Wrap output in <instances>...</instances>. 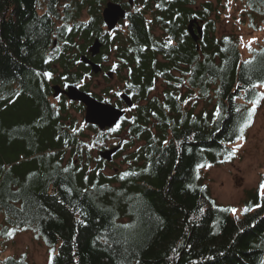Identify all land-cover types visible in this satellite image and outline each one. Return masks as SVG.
I'll return each instance as SVG.
<instances>
[{
  "label": "trees",
  "instance_id": "obj_1",
  "mask_svg": "<svg viewBox=\"0 0 264 264\" xmlns=\"http://www.w3.org/2000/svg\"><path fill=\"white\" fill-rule=\"evenodd\" d=\"M109 1L127 9L122 33L103 22ZM230 3L240 4L242 25L264 33V0ZM225 5L0 0L1 245L29 231L49 248L48 264H264V197L240 211L223 205L203 173L235 158L229 154L264 99V43L244 57L237 34L218 27ZM192 19L203 22L199 50ZM97 38L115 55L134 101L121 126L106 132L72 117L84 106L50 99L63 76L79 85L90 76L72 70ZM55 40L69 54L50 57ZM86 129L97 135L92 144ZM121 132L116 158L126 167L109 175L110 162L90 149H110ZM3 253L0 264H31L27 255Z\"/></svg>",
  "mask_w": 264,
  "mask_h": 264
},
{
  "label": "rangeland",
  "instance_id": "obj_2",
  "mask_svg": "<svg viewBox=\"0 0 264 264\" xmlns=\"http://www.w3.org/2000/svg\"><path fill=\"white\" fill-rule=\"evenodd\" d=\"M214 3L222 1L227 8H224L225 14L223 21H220L218 27L222 33L237 34L240 38V45L243 49L244 57H248L250 50L259 47L264 43V33L253 34L247 25H242L238 10L242 9L240 4H227L228 0H212ZM223 11V9H222ZM239 19H236V18ZM236 21H235V20ZM127 22L120 23L117 32L122 33L125 30ZM245 35H247L245 37ZM116 62L115 55L111 58ZM56 85V84H55ZM54 85V86H55ZM107 90L103 96L108 101L116 103L118 100L115 93L124 90V83L121 77H116L115 81L107 79ZM80 86H87L88 92L93 96L102 97V76L91 74L89 77L82 78ZM162 88L159 87L158 91ZM203 104L199 105L198 111ZM73 118L80 122H85V111L71 110ZM85 142L93 143L97 135L90 129L85 130ZM126 132L118 133V136L112 134L109 145H114L121 138L124 139ZM238 146V147H237ZM137 146L127 150L124 155L134 151ZM236 149L235 158L220 164L206 167L203 173L206 177V184L211 195L221 204L231 206L239 211L251 202L255 195L264 197L261 193V183L264 182V99L256 111V117L253 125L245 134L244 138L234 146ZM99 147H92L94 158L100 157ZM70 155V153L68 154ZM95 160V159H92ZM91 169H94L96 163L91 161ZM123 156L115 158V161L104 165V172L112 175L115 170L125 168ZM35 234L29 231H22L5 245L0 244V249L4 251L3 255H27L31 264H48L50 251L49 248L41 241L35 239Z\"/></svg>",
  "mask_w": 264,
  "mask_h": 264
},
{
  "label": "water",
  "instance_id": "obj_3",
  "mask_svg": "<svg viewBox=\"0 0 264 264\" xmlns=\"http://www.w3.org/2000/svg\"><path fill=\"white\" fill-rule=\"evenodd\" d=\"M131 5H134L135 0H129ZM104 23L109 32L116 31L120 22L124 21L128 12L123 5L109 1L102 12ZM197 19H192L188 25V32L192 39L197 44V49H200V40L204 38V28ZM55 45L58 44V40H55ZM103 44L100 38H97L89 48L91 58L87 55L80 57V62L91 67L94 74H99L102 71V67L99 63L92 60L97 57L102 51ZM116 67L114 68V72ZM111 77L113 76L110 75ZM54 98H58L61 95H66L70 101L79 102L85 106V123L87 125L96 126L101 132H105L108 129H118L122 124V119L126 116L128 109L134 107L133 99L126 93L120 94V98L127 104L128 108L121 109L114 106L111 102L99 101L95 96L82 90L81 86L76 83H67L65 88L60 85L53 87ZM124 141L113 148L100 151V157L108 162H113L114 157L122 149ZM118 171V170H116Z\"/></svg>",
  "mask_w": 264,
  "mask_h": 264
},
{
  "label": "flooded vegetation",
  "instance_id": "obj_4",
  "mask_svg": "<svg viewBox=\"0 0 264 264\" xmlns=\"http://www.w3.org/2000/svg\"><path fill=\"white\" fill-rule=\"evenodd\" d=\"M102 18H103V15H102ZM103 22H104V20H103ZM110 33H112V32H110ZM102 44H103V47H102L101 53L97 57L92 58L93 61L99 63L101 65V67H102V71L99 74H95V75L102 76V97H97V99L99 101H102V102H111L114 106H116L118 108L126 109V108H128L127 104L120 98V94H122V93L128 94V92L126 90H123V91H120L118 93H115V96H116V98L118 100L116 103H114L112 101H108L107 99H105V97H103L106 94V90H107V85H106L107 79L110 80V81H115V79H116V77H118V74H119L120 71H119V65L117 64V61L116 62H112L111 58L113 56H111V58H110V56H108L107 49H106V43H105L104 40H102ZM89 48L85 51V53L80 54L77 57V59H80V57L82 55H87V56H89L91 58V54L89 52ZM59 52H63V53L66 52L67 54H69L70 51H69V49H61L60 46H59V43L57 45L54 44L53 47L51 48L50 52H49V54H51L50 57L51 56H57V54H59ZM115 67H116V70L114 72L113 70H114ZM55 68L57 69V67H55ZM84 69H86L87 72L90 75L93 74L91 67L88 66V65H86V64H84V63H82V62L79 63V65L77 64V65L73 66L72 72L75 73V74L76 73H82V74H84L85 73L84 72ZM54 73L51 74L52 77H53V79H54ZM112 74H113V76L111 77L110 75H112ZM62 79H63V81L59 84V85H61L62 88H65L67 83L72 82V80L65 81L66 77H64V76H63ZM72 83H74V82H72ZM81 88H82V90H84L82 86H81ZM84 91H86V90H84ZM86 92H88V91H86ZM88 93L91 94L90 92H88ZM50 99L52 101L67 100V102L77 103V104H80V105L84 106L83 104H81L79 102H72V101H70V99L66 95H61L58 98H54V92H52V96H51ZM75 106L76 105L69 104V105H66V108H79V107H77V106L75 107ZM53 108H60V106L59 105H56ZM84 108H85V106H84ZM113 130H115V129H113ZM115 135L118 136V133H115ZM121 139L119 141H121ZM116 144L117 143H115L110 148H113L114 146H116ZM107 149H109V148H107ZM116 156L114 157V161H115Z\"/></svg>",
  "mask_w": 264,
  "mask_h": 264
},
{
  "label": "snow or ice",
  "instance_id": "obj_5",
  "mask_svg": "<svg viewBox=\"0 0 264 264\" xmlns=\"http://www.w3.org/2000/svg\"><path fill=\"white\" fill-rule=\"evenodd\" d=\"M261 98H264V94H261ZM252 103H253L254 107H253V110L248 113V120L245 121L244 127L248 126L251 123V118L255 112V105H257L259 103V99L254 100ZM242 131H243V127L241 128V132ZM239 138L243 139V136H241ZM235 155H236V149H233V151L229 154V159H231ZM198 167H203V165H200ZM260 187H261V193H262V195H264V182L261 183ZM233 211H235V210L233 209Z\"/></svg>",
  "mask_w": 264,
  "mask_h": 264
}]
</instances>
